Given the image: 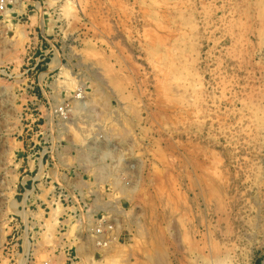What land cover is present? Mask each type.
<instances>
[{"label":"rangeland","instance_id":"rangeland-1","mask_svg":"<svg viewBox=\"0 0 264 264\" xmlns=\"http://www.w3.org/2000/svg\"><path fill=\"white\" fill-rule=\"evenodd\" d=\"M32 251L264 264V0L0 10V264Z\"/></svg>","mask_w":264,"mask_h":264},{"label":"built area","instance_id":"built-area-1","mask_svg":"<svg viewBox=\"0 0 264 264\" xmlns=\"http://www.w3.org/2000/svg\"><path fill=\"white\" fill-rule=\"evenodd\" d=\"M16 4H17V0H0V10L1 11L8 10L10 7H15ZM64 111H65L64 106H60L59 112L62 115H66V113H64ZM91 157H92V161L90 163H92V165L94 163H98L100 160L103 159V155L98 150L92 151ZM86 166H87L86 167L87 169H85L84 174L90 176L88 178H93L94 180H97L98 183L104 181L105 175H102V173H104L102 171L105 170L104 168H94V171H93V170H90L88 168V164ZM96 169H97V172H95ZM103 220H105V219H103ZM94 232L96 234L108 237L110 239V237H113V234H114V224H109V223L105 224L104 228H101V227L98 228L97 227L96 229H94ZM97 243L99 245H106L107 244V242L104 239L97 240ZM68 263L69 264H75L74 256L70 255Z\"/></svg>","mask_w":264,"mask_h":264},{"label":"crops","instance_id":"crops-1","mask_svg":"<svg viewBox=\"0 0 264 264\" xmlns=\"http://www.w3.org/2000/svg\"><path fill=\"white\" fill-rule=\"evenodd\" d=\"M35 179H32V177L31 176H27V177H25L24 178V182H27V186H31V185H35V181H34ZM33 185V186H34ZM23 253H25V251H22V254ZM27 256H28V254H27ZM60 257H61V255H59ZM70 257V255H68V253H66L65 254V256L63 257V258H66L65 259V262L64 263H62V262H60V264H65V263H67L68 262V260H69V257ZM29 257L31 258V260H29V264H36L37 263V257L35 256V251L33 252H31L30 253V255H29ZM56 257H58V256H55V258ZM35 258H36V260H35ZM55 258H54V260H55ZM38 264V263H37ZM47 264H49V261L47 262Z\"/></svg>","mask_w":264,"mask_h":264},{"label":"bare ground","instance_id":"bare-ground-1","mask_svg":"<svg viewBox=\"0 0 264 264\" xmlns=\"http://www.w3.org/2000/svg\"><path fill=\"white\" fill-rule=\"evenodd\" d=\"M107 77V76H106ZM107 79V78H106ZM109 79V78H108ZM109 81V80H108ZM159 263V262H158Z\"/></svg>","mask_w":264,"mask_h":264}]
</instances>
